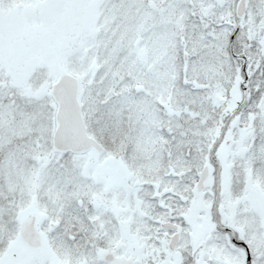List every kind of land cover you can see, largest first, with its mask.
Instances as JSON below:
<instances>
[{"label": "snow or ice", "instance_id": "6c2138e0", "mask_svg": "<svg viewBox=\"0 0 264 264\" xmlns=\"http://www.w3.org/2000/svg\"><path fill=\"white\" fill-rule=\"evenodd\" d=\"M0 264H264V0H0Z\"/></svg>", "mask_w": 264, "mask_h": 264}]
</instances>
